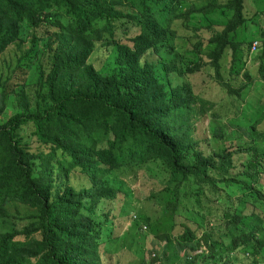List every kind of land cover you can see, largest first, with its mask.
<instances>
[{"label": "trees", "instance_id": "obj_1", "mask_svg": "<svg viewBox=\"0 0 264 264\" xmlns=\"http://www.w3.org/2000/svg\"><path fill=\"white\" fill-rule=\"evenodd\" d=\"M186 2L0 0V56L28 41L0 78V222L13 221L0 229V264H104L100 244L115 228L107 206L126 194L108 176L120 170L156 184L139 197L151 210H135L124 237L149 224L174 254L155 256L161 264H233L236 247L248 258L239 264H264L263 216L243 210L246 195L264 202V147L252 131L264 136L263 118L244 96L264 80V31L248 32L244 0ZM102 40L117 64L107 74L88 62ZM255 51L259 78L237 67ZM197 71L228 101L216 108L202 97L209 81L196 89ZM204 116L201 148L193 129ZM75 170L87 185L70 184ZM211 220L229 243L213 237Z\"/></svg>", "mask_w": 264, "mask_h": 264}, {"label": "rangeland", "instance_id": "obj_2", "mask_svg": "<svg viewBox=\"0 0 264 264\" xmlns=\"http://www.w3.org/2000/svg\"><path fill=\"white\" fill-rule=\"evenodd\" d=\"M187 4L194 3L197 5H203L207 4L208 0H186ZM245 4V14L246 17L249 19V33L255 34L254 39L256 38L257 33L261 30L264 31V12L262 14V11H264V0H244ZM178 30V42L182 44L179 45V47L182 48H191V44L187 39V36L185 32H181V27L176 26ZM248 33V34H249ZM28 41L13 43L7 47V49L3 52V54L0 56V78H4L6 75H8L14 66L16 59L23 53V51L27 48ZM204 47H212V45H206V42H204ZM181 50V49H180ZM205 50V48L203 49ZM256 51L251 54V60L249 56H242V62L237 63V67L245 68L248 67L249 71L251 72L254 77L259 78V76L256 74L257 70V61L254 59ZM88 62L91 63L96 69H98L100 72L107 74L112 72L117 68V64L115 62V51L113 46H107L106 41L102 40L100 42H96L93 52L88 57ZM243 64V65H242ZM243 66V67H242ZM205 72H199L197 71V74L191 81L195 84L196 89H200L202 86V83H207L210 79H207ZM238 80H234L233 84L237 85ZM202 97L217 101L216 108H219L221 105H223V101H228V97L224 96L222 97L219 90H217L213 83L209 81V83L202 87ZM246 99H250L252 101V104L254 106V109L257 111H253L254 114L260 115L263 120L259 123L258 128L261 130H264V80L256 79L254 80L253 84L248 88L246 94H244ZM243 107V103L238 102V108ZM250 112V110H248ZM223 111L220 112L222 114ZM226 113H228V109L226 110ZM251 113V112H250ZM209 117L204 116L194 124L193 129V135L197 138V140L200 142V147H206L205 139L208 138L210 135V129H209ZM224 120V119H223ZM243 123L248 126L249 123H246L243 120ZM250 128V127H247ZM253 133L256 136L257 145L259 147V150H261L264 147V143L261 142V140L264 139V136L260 134L256 130H252ZM22 133L25 134L27 137L30 138V133L28 132V129L25 127L22 130ZM33 139V137H32ZM35 140H32V143L35 145ZM215 144L212 145L214 147ZM70 184H72L75 187H81L87 185V179L84 177V175L76 170L73 171L69 175ZM108 180L110 183L114 182H122L121 189L126 191V194L122 195L121 200L119 202H116L114 205H108V207L112 208V213L114 214V226L113 232L111 235V240L108 242H102L100 244V253L101 257L103 258L104 264H140L141 260L144 259L146 261V264L148 262H151V264H161V259L158 261V259H155V256L167 257L169 255L173 256L172 249L168 250L165 254V241L159 240L157 238V233L153 234L149 230V224L147 226L146 222H142L141 230L139 229L141 234H129L127 233L126 237H124V234L126 233L128 227L132 230L134 227L133 224H131L133 219H136L137 216H139L142 212V210L149 211L151 210L150 207H145L144 209L138 206L139 204V197L144 196L146 193L149 194L148 190H150L152 187H156V184L153 183L152 180L147 179L143 176H140L138 179L135 176L134 170H126V171H116L113 175L108 176ZM261 182L264 185V176L261 179ZM263 191H264V187ZM244 213L247 214L249 210L257 211L263 216L264 219V202L256 199L255 197L249 195H246L244 198ZM148 204H145L146 206ZM141 208V209H140ZM11 209V208H10ZM135 210L137 211V216L135 214ZM139 210V211H138ZM130 216V217H129ZM151 219L155 220L157 215L150 214ZM136 217V218H135ZM18 221V219H17ZM216 223V224H215ZM13 221L10 219H7L5 222H0V229L1 230H7L10 229L12 226ZM116 224V225H115ZM219 221L211 220L209 225L212 229L213 237L216 239L223 240L224 244L229 243L230 238L223 235L222 232L226 230L225 225L222 223L221 227ZM144 225L146 227H144ZM144 227V228H143ZM182 228L180 225H176L174 227L173 233H177ZM217 235H221L217 236ZM218 239V240H219ZM222 248H219L218 254L224 256V253H222ZM164 249V251H163ZM199 250L198 252H200ZM202 251H205V248L202 247ZM197 253V252H192ZM234 255L237 256V258L233 259V264H239L240 261H246L248 258L246 255L242 254V250L240 247H236V252H232ZM154 258L155 260H153ZM172 259V258H171ZM171 259L167 262L164 261V264H170ZM176 258L173 257V261ZM165 260V259H164ZM207 262L206 256L204 259H199V264H204ZM175 264H178L177 261H175ZM212 264V263H210Z\"/></svg>", "mask_w": 264, "mask_h": 264}, {"label": "built area", "instance_id": "obj_3", "mask_svg": "<svg viewBox=\"0 0 264 264\" xmlns=\"http://www.w3.org/2000/svg\"><path fill=\"white\" fill-rule=\"evenodd\" d=\"M256 47V42H253L250 48V52H253L255 50Z\"/></svg>", "mask_w": 264, "mask_h": 264}, {"label": "clouds", "instance_id": "obj_4", "mask_svg": "<svg viewBox=\"0 0 264 264\" xmlns=\"http://www.w3.org/2000/svg\"><path fill=\"white\" fill-rule=\"evenodd\" d=\"M250 53H252V52H250Z\"/></svg>", "mask_w": 264, "mask_h": 264}]
</instances>
